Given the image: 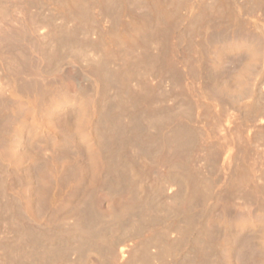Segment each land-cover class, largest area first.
<instances>
[{
    "label": "bare ground",
    "instance_id": "bare-ground-1",
    "mask_svg": "<svg viewBox=\"0 0 264 264\" xmlns=\"http://www.w3.org/2000/svg\"><path fill=\"white\" fill-rule=\"evenodd\" d=\"M170 5L0 0V264H264V0ZM181 20L204 123L132 84Z\"/></svg>",
    "mask_w": 264,
    "mask_h": 264
},
{
    "label": "rangeland",
    "instance_id": "rangeland-1",
    "mask_svg": "<svg viewBox=\"0 0 264 264\" xmlns=\"http://www.w3.org/2000/svg\"><path fill=\"white\" fill-rule=\"evenodd\" d=\"M162 1L163 2L164 1L168 2V5L171 6L170 3L173 0H168V1L162 0ZM183 1H185V0H183ZM139 2H140V0H139ZM242 9H243V13L245 14L244 11H246V10H244L243 7H242ZM179 26L180 27H177L176 31H174L172 33L173 35L172 34L171 35L167 34V36L165 35V37H164V34H165L164 31L158 30L151 39L149 38V39H147L144 42L145 44L149 43L148 48L146 46V48L148 50L150 49L151 51H153V49L155 48L156 51L154 49L153 52H158L160 55H169L172 59H174L173 60V62L175 63L174 66H176V69H177L178 72H176V69L174 68L175 71H174L173 77H171V78L168 77V79L167 78H165V79L163 78L162 79L161 74H160L162 66H161V64H158L156 67L148 68L149 71H147V72H148L149 75L147 74V72H144L143 70L141 72L137 73L136 74L137 78H136V76L133 78V80H132L133 83L132 84H134V85L138 84L139 85V83L145 82V79H146L147 82H145L146 85H144V87L146 86L145 89H147L146 91H148L147 93H149V95L146 93L145 90H144L143 93L144 94L146 93L145 95H148V97L150 98V103L149 104H151V106H150L151 108H153L155 110L156 109L157 110H162V109H164L163 108L164 105H165V108H170V107H172V109H176L177 108L176 110L183 111L184 114H186L187 118H185V119L187 121H189L190 123L194 124L196 121H202L204 123L205 120H203L202 117H205V115L200 118L201 114H203V112L205 111V109H204L205 106H204L203 103H201V102L205 103V99L202 96V91L200 90L201 89V84H200L201 82H199L200 79H199V77L197 78V75L194 72V70L191 69L194 66V64H195V60H194V57H193L194 56L193 55V46L195 44V40L196 39H195V37H193V35L190 36L191 33H189L190 32L189 23L187 21L184 20V22H183L181 20L180 23H179ZM100 28H101L100 26H99V28L97 27V29L95 28V32L96 33L99 32ZM184 30H186L188 32V34H187L186 31L183 32ZM161 33H163V36L161 35ZM80 36L83 37V35H80ZM160 36H162V37H160ZM166 37H167V39H165ZM167 41H168V43H167ZM153 42L156 43V44H154ZM156 45H157V47H155ZM166 47H167V49H166ZM192 59H193V61H192ZM82 60L83 61H81L82 63L80 65L81 66L87 65V63L85 64V62H87V60H84V59H82ZM191 70H193V71H191ZM141 73H143L142 76H140ZM175 73H177V74H175ZM146 75H147V77H146ZM155 75H158V76H155ZM143 76H145L144 77L145 79H142ZM148 77L151 80V83H150V80L147 79ZM135 79H136V82H135ZM171 81L175 82V84H177L176 86H180V87H176V90L178 92L176 90L173 91V92L170 91V88L172 86ZM193 81H195V82H193ZM149 84H150V86H149ZM160 84L164 85V86H161ZM168 84L170 85V87H169ZM164 87L167 88V89H165ZM179 92H181V93L178 94ZM150 93L152 94V97H151ZM179 98L181 100H179ZM158 103H159V105H158ZM161 103L163 105H161ZM188 105H189V107H188ZM182 106L185 107V108H183ZM188 108H191V109L188 110ZM205 118H207V117H205ZM190 120H192V121H190ZM96 200H97L96 201V207H97V210H98V212L100 214L101 213L104 214L105 212L106 213H110V210L113 211V208L117 209L121 213H124L127 205L129 204L128 194H126V193H121V194L119 193V195L117 194V196L115 195L113 198H111L109 200V198L106 196L105 193L99 192V193L96 194ZM101 207H103V208H101ZM105 209H107V210H105ZM103 211H104V213H103ZM107 211H109V212H107ZM107 224L105 223L104 225H100V227H102L103 229L105 228L104 230H109V229H106L107 228L106 227ZM110 226H111V223H110V225L108 224V228H110ZM162 228H163V226H160L159 229H162ZM124 231L125 230H122L119 233H117V236H116L117 240H124L123 236L126 235L124 233ZM122 233H123V235H122ZM135 235L138 236V239H137V236L135 237L137 240H139V239L141 240L142 239L141 238L142 237V232H138ZM125 238H126V236H125ZM72 258H74V256ZM90 259H89V257L88 258H83V261L86 260L87 262L86 261H84V262L82 261L81 264H88ZM68 263L72 264L71 261H68ZM68 263H66V264H68Z\"/></svg>",
    "mask_w": 264,
    "mask_h": 264
}]
</instances>
